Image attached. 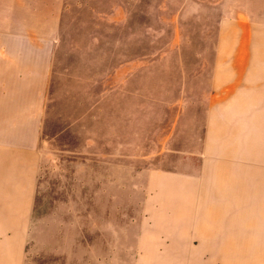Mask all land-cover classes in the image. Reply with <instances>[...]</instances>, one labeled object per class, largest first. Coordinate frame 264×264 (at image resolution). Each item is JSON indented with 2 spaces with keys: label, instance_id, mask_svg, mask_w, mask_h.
<instances>
[{
  "label": "rangeland",
  "instance_id": "rangeland-1",
  "mask_svg": "<svg viewBox=\"0 0 264 264\" xmlns=\"http://www.w3.org/2000/svg\"><path fill=\"white\" fill-rule=\"evenodd\" d=\"M60 33L0 264H264V0H85Z\"/></svg>",
  "mask_w": 264,
  "mask_h": 264
},
{
  "label": "crops",
  "instance_id": "crops-1",
  "mask_svg": "<svg viewBox=\"0 0 264 264\" xmlns=\"http://www.w3.org/2000/svg\"><path fill=\"white\" fill-rule=\"evenodd\" d=\"M83 1L0 0L2 260L23 263L36 227L42 131L54 58L66 12Z\"/></svg>",
  "mask_w": 264,
  "mask_h": 264
}]
</instances>
